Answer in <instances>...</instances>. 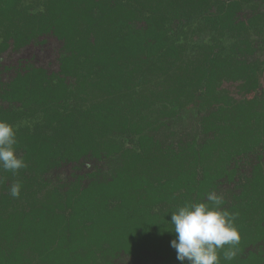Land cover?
<instances>
[{
    "label": "trees",
    "instance_id": "trees-1",
    "mask_svg": "<svg viewBox=\"0 0 264 264\" xmlns=\"http://www.w3.org/2000/svg\"><path fill=\"white\" fill-rule=\"evenodd\" d=\"M49 38L55 68L4 61ZM0 120L27 164L0 165V264H190L172 212L212 191L241 233L220 264H264L258 0H0Z\"/></svg>",
    "mask_w": 264,
    "mask_h": 264
},
{
    "label": "clouds",
    "instance_id": "clouds-1",
    "mask_svg": "<svg viewBox=\"0 0 264 264\" xmlns=\"http://www.w3.org/2000/svg\"><path fill=\"white\" fill-rule=\"evenodd\" d=\"M16 128L0 120V165L3 169L18 172L26 168L23 157L17 154ZM21 184L11 185L10 194L19 197ZM224 197L212 191L207 202H189L172 212L171 223L177 238L171 244L177 258L190 264H220V252L225 259H233L238 252L241 233L235 224L238 213L222 208Z\"/></svg>",
    "mask_w": 264,
    "mask_h": 264
},
{
    "label": "rangeland",
    "instance_id": "rangeland-1",
    "mask_svg": "<svg viewBox=\"0 0 264 264\" xmlns=\"http://www.w3.org/2000/svg\"><path fill=\"white\" fill-rule=\"evenodd\" d=\"M258 3H260V6H264V0H258ZM58 42L54 39L49 38L48 41L44 45H32L29 46L27 49H24V51L21 52V54L16 55L14 54L11 58H9V54H7L4 58V61L9 64L11 61H15L18 57H24V58H34V60L38 63V65L42 66H48L50 68H55L56 64V58L58 53ZM5 63V64H6ZM11 77V74L9 72L4 73V78L9 79ZM194 112L187 111L183 115L184 122L183 127H180V132L188 131L190 128H188L187 123L189 122L188 119H190L191 115ZM178 130V129H177Z\"/></svg>",
    "mask_w": 264,
    "mask_h": 264
}]
</instances>
